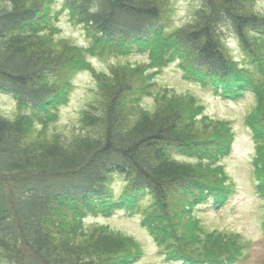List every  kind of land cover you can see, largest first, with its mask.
<instances>
[{"label":"trees","instance_id":"16d2710c","mask_svg":"<svg viewBox=\"0 0 264 264\" xmlns=\"http://www.w3.org/2000/svg\"><path fill=\"white\" fill-rule=\"evenodd\" d=\"M198 1L190 22L170 28V0H0V92L15 99L13 115H0V262L130 264L141 255L135 240L84 218L132 210L146 196L142 222L167 259L234 264L242 255L234 234H214L220 244L199 253L189 242L191 210L219 208L232 192L222 169L212 167L229 151L228 126L199 117L193 96L159 88L151 70L176 60L223 97L254 91L247 126L256 142L257 189L264 191V14L253 10L254 0ZM62 12L82 27L86 45L59 37ZM223 27L251 70L229 53ZM134 51L147 53V62L103 72L90 61ZM84 68L96 88L80 113L81 132L49 136V117ZM145 95L153 96L151 110L140 103ZM115 174L124 178L117 196Z\"/></svg>","mask_w":264,"mask_h":264},{"label":"rangeland","instance_id":"374dc122","mask_svg":"<svg viewBox=\"0 0 264 264\" xmlns=\"http://www.w3.org/2000/svg\"><path fill=\"white\" fill-rule=\"evenodd\" d=\"M198 0H170L166 16L170 28L181 27L193 19ZM253 10L264 14V0H254ZM59 37L71 43L86 45V38L82 27L73 23L62 12L58 19ZM223 39L229 53L250 70L243 57L230 28L223 27ZM147 53L132 52L128 55L98 58L90 57L91 64L96 71L108 72L115 64L135 65L147 62ZM153 78L159 88L167 87L179 94H188L195 98V105L202 107L199 117H208L226 122L231 135L229 151L213 160L214 169H222L225 178L231 185L227 201L219 208L209 204H201L191 210L188 215L194 232L189 237L193 251L217 247L220 240L212 239L214 234H234V239L243 245L242 255L234 264H264V191H258L253 156L256 142L252 137L247 117L257 106L256 95L250 87L245 88L236 97H223L215 92L210 85L202 84L179 66L178 61H166L157 69H152ZM261 79L260 74L255 73ZM69 90L65 97L49 117L45 126L46 133H60L71 136L73 132H81L79 117L82 109L95 96L96 79L91 69H81L73 74ZM141 105L151 110L154 104L152 95H145L140 100ZM15 111V99L9 93L0 92V115L12 116ZM177 159L196 163L190 154H173ZM210 163V162H209ZM124 178L115 174L110 179V185L117 196L122 188ZM147 196L132 209L114 208L88 213L85 224L97 223L107 225L110 229L131 236L140 246L141 255L130 264H181L179 260H169L165 257L164 248L142 222L143 204ZM194 259H201L200 256ZM0 264H6L0 262Z\"/></svg>","mask_w":264,"mask_h":264}]
</instances>
